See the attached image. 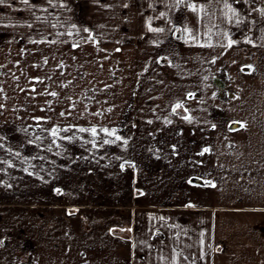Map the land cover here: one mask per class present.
Masks as SVG:
<instances>
[{
    "label": "crops",
    "instance_id": "1",
    "mask_svg": "<svg viewBox=\"0 0 264 264\" xmlns=\"http://www.w3.org/2000/svg\"><path fill=\"white\" fill-rule=\"evenodd\" d=\"M0 90V264H264V0H4Z\"/></svg>",
    "mask_w": 264,
    "mask_h": 264
},
{
    "label": "snow or ice",
    "instance_id": "2",
    "mask_svg": "<svg viewBox=\"0 0 264 264\" xmlns=\"http://www.w3.org/2000/svg\"><path fill=\"white\" fill-rule=\"evenodd\" d=\"M48 2L51 4L52 0H48ZM177 2L179 3L180 0H177ZM3 3H4V0H0V4H3ZM23 3L28 4V3H29V0H23ZM60 6H61V7H66V5L63 4V3H61ZM189 7H190L191 10H193V11L196 10V5H194V4L189 5ZM225 7L230 8V6L227 5V4H225ZM160 15L163 16L164 13H161ZM29 27H31V25H29ZM73 27H75V25H73ZM149 30H150V31H155V32H163V31H164V29H162V28L153 29V28H151L150 25H149ZM83 31L88 32L89 29L84 28ZM185 31H188V30L186 29ZM68 34L71 35L72 33L69 32ZM89 39H91V35L89 36ZM51 42L54 43L55 41H51ZM232 43H234V42H233V41H230L228 46L230 47ZM73 46H74V47H77L78 45H73ZM45 62H47V61H45ZM213 62H214V61H213ZM249 67H250V66H249ZM63 86L66 87L67 85H63ZM34 90H35V89H33V91H34ZM0 91H2V90H0ZM50 95H52V96H56L57 93L52 92V93H50ZM192 95H193V94L189 93V97H190V98L192 97ZM237 98H238V97H237ZM0 107H3V105H0ZM181 107H183V105H182L181 103H177V104L174 106V108H173V112H175L176 109H179V108H181ZM60 115L63 116L64 113L62 112V113H60ZM184 119H188V117H184ZM189 122H190V121H189ZM149 123H151V121H149ZM169 123H170V121H169ZM233 123H240V122H238V121H234ZM213 127H215V126L213 125ZM241 127H244V125L241 124ZM67 130H68V129H65V131H67ZM79 131H81V132H87V131H90L91 134H92L93 136H96V135H97V129H96L95 127L91 128V129L80 128ZM102 131H103L105 134L109 135V136H115V132H114V131H110V130L107 129V128L102 129ZM52 135H53V136H56V135H57V132H56L55 129H53V131H52ZM121 139H122V138H121L120 136H115V140H112V141H110V140H104L103 143H104V144L115 143V141H118V140H121ZM124 143L127 144V141L125 140ZM94 146H95V145H94ZM207 152H210V149H209V148H204V149L199 153V155L202 156V155H204V154L207 153ZM121 168H123V165H121ZM209 186H211V187H215V185H214V184H211L210 182H209ZM56 192L59 194V193H60V189H56ZM188 206L191 207L192 205H188ZM0 243H2V242H0Z\"/></svg>",
    "mask_w": 264,
    "mask_h": 264
}]
</instances>
